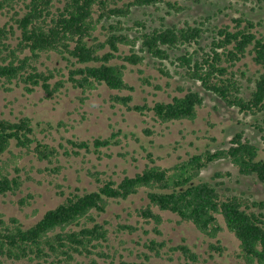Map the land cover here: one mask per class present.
Listing matches in <instances>:
<instances>
[{
    "label": "trees",
    "instance_id": "16d2710c",
    "mask_svg": "<svg viewBox=\"0 0 264 264\" xmlns=\"http://www.w3.org/2000/svg\"><path fill=\"white\" fill-rule=\"evenodd\" d=\"M181 1L199 3L201 0ZM179 2L0 0V14L12 12L9 21L0 25V80L7 86L6 90H11L13 84L29 94L40 88L47 99L59 94L66 84L83 93L104 85L116 92L111 101L127 111H152L160 123L193 121L204 98L191 89L185 90L182 96H174L170 102H157L152 107L132 105L131 94L120 95L134 90L124 80V75L127 65H139L143 61L144 57L134 50L138 42L140 52H146L160 62L170 61L177 65L187 78L199 82L227 107L253 117L251 126L264 139V125L260 123V117L264 115V31L257 30L259 23L241 16L232 20L233 26L214 25L210 28V44L204 48L200 40L208 29L205 25L209 17L182 26L167 25L160 18V26L153 28L136 21L135 25L141 29L134 37L129 33L130 29L123 26V20L129 18L135 8L163 5L166 14L171 15L188 9ZM98 27L103 40L100 35H95ZM120 46H128L129 54L120 53ZM181 49L185 50L182 54L170 53ZM50 53L67 62L66 73H62V69L44 67L40 59L43 54ZM247 56H251L259 67L258 75L253 78H247L245 72L235 69ZM160 71L165 76L170 75L168 71ZM243 79L254 84L249 96L243 95ZM178 90L182 91V88ZM117 136L113 133L105 139L68 140L67 143L71 146V154L78 155L79 150L100 154L102 149L120 144ZM13 143L20 153L32 154L41 162L52 164L59 156L56 147L38 138L29 117L17 121L0 118L2 196L16 194L24 184L19 173L21 169L14 167L16 175L11 176L8 162L2 160ZM64 154L69 155V152L64 151ZM259 155V148L239 131L228 147L214 151L206 148L168 168L155 164L149 155V164L141 172L124 176L119 182L111 178L101 180L99 174L94 173L95 180L101 184L97 190L70 193L30 227H24L16 218L5 220L0 216V264H72L77 257L89 258V264H95L92 256H105L98 249L108 241V230L96 222L93 214L104 213L110 202L127 200L141 189L147 191L148 203L136 211L139 217L159 226L162 218L153 209L169 212L177 216L180 223L192 224L210 239L222 231L218 221L221 217L225 228L238 240L240 257L245 264H264V201L253 200L244 194L225 193L219 188L223 181L214 184L200 179L202 170L208 165L227 160L239 175L255 177L264 185V161ZM48 170L58 174L60 167ZM229 176V172H215L212 180ZM20 203L23 205L24 201ZM121 229L135 230L127 225ZM163 246V243L150 241L148 248L159 256L158 249ZM209 249L218 254L224 252L219 244H210ZM171 251H180L192 262L198 260L185 244L172 247ZM147 258L142 262L121 261L119 264H153Z\"/></svg>",
    "mask_w": 264,
    "mask_h": 264
},
{
    "label": "rangeland",
    "instance_id": "374dc122",
    "mask_svg": "<svg viewBox=\"0 0 264 264\" xmlns=\"http://www.w3.org/2000/svg\"><path fill=\"white\" fill-rule=\"evenodd\" d=\"M179 3L188 9L171 15L166 14L167 9L163 5L135 8L131 16L123 20V26L130 29L129 33L134 37L141 29L135 25L136 21H142L146 27L153 28L160 26V18L167 25L182 26L186 22L193 25L209 17L205 25L208 29L200 40L203 48L210 44L212 26H233L232 20L241 16L259 23L257 30L264 31V0H201L199 3L180 0ZM56 5L60 4L56 2ZM10 15L12 12L0 14V25L8 22ZM100 29L98 27L95 35H100ZM99 37L104 39L101 35ZM140 48L137 42L134 50L144 57L142 63L127 65L124 75V80L134 90L120 95L131 94L132 105L147 104L152 107L157 102H170L174 96H182L185 90L191 89L204 98L202 106L197 110V117L193 121L160 123L152 111H127L125 107L114 104L111 97L116 92L104 85L83 93L66 84L59 94L47 99L40 88L29 94L21 86L13 84L11 90H6L7 86H3L0 80V118L17 121L21 117H29L38 138L59 151L57 160L49 164L38 161L32 154L20 153L14 143L11 144L10 152L5 153L2 160L8 162L11 176L16 175L14 167L21 169L19 173L24 184L14 195H0V216L5 220L16 218L24 227H30L70 193L97 190L101 184L95 180L94 173L99 174L101 180L111 178L119 182L124 176L131 177L141 172L149 164V155L155 164L168 168L206 148L214 151L228 147L234 134L239 131H243L259 148V158L264 161V139L251 126L254 123L253 117L240 113L236 108L227 107L214 94L204 90L199 82L187 78L184 70L177 65L170 61L160 62L146 52H140ZM184 52L181 49L170 53L179 55ZM120 53L129 54V47L120 46ZM40 60L44 67L67 72V62L62 61L57 54H43ZM235 69L245 72L247 78L257 76L259 71L251 56L239 62ZM160 70L168 71L170 75L165 76ZM241 81L243 95L249 96L253 82L245 79ZM260 123L264 125V115L260 117ZM113 133L118 135L120 144L104 148L100 154L79 150L78 155H74L67 143L68 140L91 142L96 138L105 139ZM64 151H68L69 155H65ZM54 167H60L58 174L48 170ZM215 172H229L230 176L212 180ZM200 179L214 184L223 181L219 188L225 193L244 194L253 200L264 201V185L255 177L239 175L227 160L208 165L202 170ZM20 201H24V204ZM147 203V191L141 189L127 200L110 202L104 213L93 214L96 222L108 230V241L98 249L105 256H92L95 264L142 262L146 260L145 257L153 264H245L240 257L238 240L225 228L221 217H218V221L222 231L216 238L210 239L192 224L180 223L174 214L156 208L153 210L161 216V224L156 226L153 221L144 220L136 211ZM124 225L135 230L131 232L121 229ZM150 241L164 244L158 249L159 256L148 248ZM180 244L187 245L198 260L192 262L180 251H171L172 247ZM210 244H219L224 252L218 254L210 250ZM89 263V258L77 257L72 264Z\"/></svg>",
    "mask_w": 264,
    "mask_h": 264
}]
</instances>
